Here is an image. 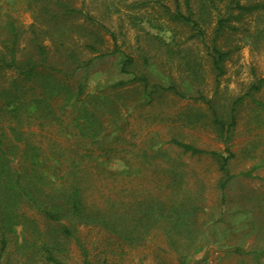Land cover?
Masks as SVG:
<instances>
[{
	"label": "rangeland",
	"instance_id": "1",
	"mask_svg": "<svg viewBox=\"0 0 264 264\" xmlns=\"http://www.w3.org/2000/svg\"><path fill=\"white\" fill-rule=\"evenodd\" d=\"M230 1L216 0L225 13ZM203 2L207 9L201 21L202 0L191 2L192 17L199 21L194 26L173 18L177 12L189 15L185 0H0V50L12 47V24L17 57L41 60L35 31L48 52L45 65L69 73L56 76L74 94L82 88L78 106L105 108L97 116L101 134L83 141L97 150L93 160L104 172L97 178V191L88 190L90 203L104 206L112 197L118 213L128 202L136 214L138 201L157 199L166 202L170 213L172 206L177 210L168 220L171 233L158 220L132 242L80 227L94 264H264V87L251 91L264 78V11L246 14L234 23L236 31H226L215 42L230 53L219 74L212 64L218 11L210 1ZM56 49L75 51L83 64L91 62L70 75L76 65ZM127 57L133 63L124 73ZM135 77H146L150 85ZM11 78L8 73L5 80ZM121 81L129 84L114 87ZM154 86L174 90L158 92ZM238 98L241 102L234 105ZM233 108L236 125L228 145L234 157L227 165L231 180L222 189L226 176L218 159L184 153L170 141L227 156L214 113L227 127ZM74 116L64 119L71 122ZM34 130L45 147L53 140L68 144L69 135L61 136L58 125L50 133ZM35 219L43 230L45 224L39 216ZM33 234L32 227L18 226L5 251L0 249L1 264H44L36 249L33 255ZM67 249L69 264H83L74 240Z\"/></svg>",
	"mask_w": 264,
	"mask_h": 264
},
{
	"label": "trees",
	"instance_id": "2",
	"mask_svg": "<svg viewBox=\"0 0 264 264\" xmlns=\"http://www.w3.org/2000/svg\"><path fill=\"white\" fill-rule=\"evenodd\" d=\"M203 1L199 11L200 21L203 11L207 9L206 2ZM206 1H210L212 9L218 11V19L214 27L212 64L214 69L222 74L223 62L230 53L218 49L215 42L226 31H236L237 27L234 23L240 22L246 14L263 12L264 2L243 5L239 0H231L232 6L225 13L219 9L216 0ZM191 2L192 0H185L189 15L177 12L173 18L198 26L199 21L192 17ZM10 26L11 33H14L12 47L6 45L4 50H0L1 252L5 251L10 235L20 225L32 227L33 236L37 235V238H33V255L35 256L36 249L37 255L41 257L44 264H69L65 253L68 251L67 243L72 240L80 248L82 263L94 264L79 236V228L82 226L99 228L115 237L131 242L135 239L134 236L141 234V230L147 232L148 225L158 220L165 222L163 223L164 230L171 233L172 229H168V220L171 219L173 213H177V210L172 206L170 213L166 202L157 199L150 200V202L140 200L137 202L136 214L130 210L133 205L128 202L125 203L123 213H118L116 201L112 197L104 201L106 202L104 206L97 202L90 203L88 190L95 188L94 192L97 191V178L99 179L104 172L99 170L98 164L93 160L97 150L86 148L83 141L94 140L101 134L102 125L97 116L105 108L102 106L90 109L85 104L78 106V101L81 102L78 99L82 94V88L74 94L70 86L56 76V74L68 76L69 73L53 65H45L48 52L39 42L38 37H35V31L33 42L38 45L41 60L35 59L32 55L18 58L16 53L18 36L14 25ZM56 52L76 65L70 75L85 68L91 62L83 64L75 51L56 49ZM106 54H102L101 57ZM132 63V59L127 57L122 63V72L127 73V68ZM45 69L48 70L47 73H44ZM8 73H11L12 78L6 81L5 77ZM134 80L141 82L145 87L150 85L146 77H135ZM128 84V81H121L114 87H124ZM263 87L264 78L258 80L251 87V91L258 92ZM155 89L158 92L174 90L172 87L167 89L156 87ZM102 100L106 99L102 98ZM241 100L242 98H238L234 105ZM69 109L71 112H68ZM74 114L76 117L74 116L71 122H66L64 117L70 119V116ZM214 123L227 145L225 149L227 156L215 151L199 149L177 139H172L170 143L182 149L184 153L193 156L210 155L218 159L221 170L226 176V181L221 185L224 189L231 180L227 165L234 157L228 145L230 131L236 125L234 108L227 127L216 112ZM56 125L62 129L59 134L69 135L68 144L64 145L60 141L53 140L45 147L37 140L34 128L39 127L48 132ZM70 128H75L76 131L72 132ZM72 140H74L73 143H71ZM93 162L95 164H92ZM35 215L39 216L45 224L43 230L36 227Z\"/></svg>",
	"mask_w": 264,
	"mask_h": 264
}]
</instances>
